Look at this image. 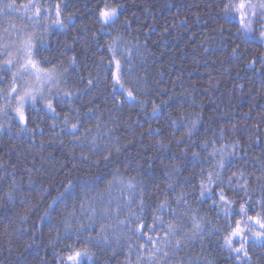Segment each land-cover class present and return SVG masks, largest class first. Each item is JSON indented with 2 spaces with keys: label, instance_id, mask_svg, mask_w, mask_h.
Instances as JSON below:
<instances>
[{
  "label": "trees",
  "instance_id": "16d2710c",
  "mask_svg": "<svg viewBox=\"0 0 264 264\" xmlns=\"http://www.w3.org/2000/svg\"><path fill=\"white\" fill-rule=\"evenodd\" d=\"M35 2L51 11L47 17L42 13V24L55 20L56 4L65 20L63 27L40 30L47 46L36 49L38 59L47 57L61 68L63 91L53 101L54 112L41 103L28 105L26 122L13 119L0 127V264H61L65 245L72 243L94 253L86 264H137L136 250L128 251V237H137L127 229L109 230L107 243L96 246L88 237L94 240L107 221L97 215L90 223L87 205L67 217L59 194L69 181L82 186L85 180L98 212L120 204L114 222L125 218L124 205L130 204L151 224L165 199L188 212L179 237L192 231L193 216L200 220L202 231L183 238L162 264H264V248L256 244L247 246L249 256L243 258L225 246L228 217L215 195L223 187L235 201L233 210L248 197L257 211L264 201V46L237 38L239 24L222 11L228 0H111L121 8L110 24L97 18L98 0ZM14 19L0 16V31L9 23L18 28ZM30 21L23 16L24 24ZM109 45L121 63L119 73L108 63ZM129 63L138 82L136 100L112 87L113 74L132 86L124 71ZM210 171L221 179L201 196ZM82 198L77 195V204ZM81 225L85 230L75 232Z\"/></svg>",
  "mask_w": 264,
  "mask_h": 264
},
{
  "label": "snow or ice",
  "instance_id": "6c2138e0",
  "mask_svg": "<svg viewBox=\"0 0 264 264\" xmlns=\"http://www.w3.org/2000/svg\"><path fill=\"white\" fill-rule=\"evenodd\" d=\"M121 5H113L111 0H98L97 18L102 24L115 23L118 19L119 10ZM225 19L229 22L235 20L239 27L237 28V38L243 43H255L257 41L264 46V0H258L257 3H253L252 0H228L224 4L222 9ZM42 13L45 17L51 15L50 10H45L40 7L35 0H27L26 3L17 4L16 0H0V16L5 18L12 16L13 14H23L33 20L32 30L29 31L28 25H22L17 28L15 24L9 23V27L13 30L18 37L17 40L11 39L12 33L9 32V28H3L0 32V53L5 55L7 59L0 61V73H8L11 76L10 83L5 81L3 75H0V82L7 83V87H0V97L4 99V104L0 105V113L7 114L9 111L13 112L21 121L26 122L25 108L27 105H35L38 102H42L43 106L50 111H55L53 107V100L60 95L59 84L63 76L61 68L45 57L43 60L38 59L36 49L39 47H46L45 37L43 35H37L35 29L43 28L47 30L51 24H56L61 27L65 25V20L60 18L61 10L60 5H55V20L50 24H40V18ZM71 21L72 16L69 15L66 18ZM259 19V27L257 22ZM127 23V21H125ZM119 37L113 41H119ZM18 45V46H17ZM239 47V45L237 46ZM112 49V45H109ZM13 49L18 53L23 54L22 62L13 56ZM233 54L236 55V49H233ZM115 49H112L113 59L108 63L115 64L117 72L121 71V63L115 58ZM260 62L264 63V56H261ZM255 64V61H251ZM49 65V66H45ZM15 69V70H14ZM128 73L129 83L131 87H126L122 82L119 74L112 75V87L113 90H120L121 95L128 100H136L135 89L137 87V81L133 78V69L129 63L128 67L124 69ZM91 84V80H89ZM71 93H68L70 95ZM156 109L154 108L153 111ZM67 120V117H65ZM2 127V125H0ZM71 127L75 129L76 124H72ZM193 155H196L195 153ZM111 157V152L108 156L103 157V160L107 161ZM97 164L100 161L96 162ZM221 168L224 166L221 161ZM243 175V174H241ZM207 183L202 182L200 195L204 196L206 192H212V185L217 184L221 178L218 173L208 172ZM231 180V177H229ZM111 186V182H109ZM264 187V186H262ZM132 186L129 184V189ZM242 190L245 191L247 196L246 185L242 186ZM88 181H82V186L73 184L72 181L68 182V186L64 193L59 194V200L63 203V207L67 210V217L73 218L77 208L81 212L85 210L87 205V211L91 213L89 216L90 223H95L93 217L99 215L101 222L99 224V232L96 237H88L89 241L95 243L96 246L105 244L108 241L109 230L115 231L116 229H127L129 233L137 239L133 240L132 237H128V251L133 252L136 250L137 264H162L166 259H170L169 250H179L183 238L191 239L195 237L200 231H202V225L200 220L195 216L192 218V231L184 232L183 237H179L178 234L183 232V224L180 221L184 216L188 215L185 211L181 213L179 209L172 208L167 199L160 202L155 211L153 212V221L151 224L144 223L139 216L132 212L130 204H125L124 208L127 209V215L123 220L117 219L113 221V216L119 217L122 212V208L119 203L115 210L110 207L101 206L99 212L96 207H93V200L96 198H89ZM83 198L79 200L77 204V195ZM11 196V193L8 194ZM100 193H97V197H100ZM218 196L219 202L224 205V211L228 220L226 221L228 231L223 236L224 244L230 249V251L238 254V257H248L247 246L250 243L256 244L258 247L264 248V201H260V210L252 208L248 201L250 197L244 203L239 205L237 210L232 209V205L235 203L230 199L223 187L219 188V191L215 193ZM179 198L177 203L180 202ZM129 201L132 200L130 196ZM68 201H73L69 205ZM56 203V201H53ZM111 204V201H109ZM138 207L142 210L143 201L141 200ZM255 211V215H249V211ZM165 215L171 217L169 220H165ZM239 217L238 219L236 217ZM140 221L139 223H132V219ZM258 226L259 230L254 229ZM84 229L81 225L75 229V232L79 233ZM146 230V231H145ZM73 231L72 226L65 220V233L66 238H70V233ZM143 239L145 243H139V240ZM76 240L80 241L81 237L76 236ZM238 245V246H234ZM94 253L88 247H79L76 243L65 245V251L60 255L59 259L61 264H86L87 261H91Z\"/></svg>",
  "mask_w": 264,
  "mask_h": 264
},
{
  "label": "rangeland",
  "instance_id": "374dc122",
  "mask_svg": "<svg viewBox=\"0 0 264 264\" xmlns=\"http://www.w3.org/2000/svg\"><path fill=\"white\" fill-rule=\"evenodd\" d=\"M11 17H14L15 19H14V21L15 22H17L19 25H18V28H20L22 25H28V27H29V31H31L32 30V26H33V23H34V21L33 20H31L29 23H27V24H24L23 22H22V20H23V15L22 14H18V16L16 15V14H13ZM39 23L40 24H42V21H39ZM47 24V23H46ZM5 28H8V27H5ZM43 28H36L35 29V31H36V34L40 31V30H42ZM0 32H2V31H0ZM9 32H10V27H9ZM12 34H13V36L14 37H10L11 39H13V40H17L18 39V37H17V35L15 34V33H13L12 32ZM18 46V45H17ZM0 55L1 56H3V54L2 53H0ZM13 56L16 58V59H19V60H21V62H22V58H23V54L22 53H18V52H16V50L15 49H13ZM4 59H7V57H5V58H2V59H0V61H3ZM15 70V69H14ZM118 73V72H117ZM4 78H5V81L9 78V76H10V74H8V73H4ZM11 77V76H10ZM8 81V80H7ZM1 83H3V84H0V87H7L6 86V84H5V82H1ZM5 84V85H4ZM59 92L61 93V91H63V76H62V78H61V81H60V84H59ZM54 101V100H53ZM38 103H41L42 105H43V103L42 102H38ZM4 104V99L2 98V97H0V105H3ZM37 104V103H36ZM35 104V105H36ZM29 105H32V104H29ZM28 107V105L26 106V108ZM26 108H25V117H26ZM13 119H15V120H17V121H19V122H25V121H21L13 112H11V111H9L6 115L5 114H3V113H0V125H2V127H5L6 125H8Z\"/></svg>",
  "mask_w": 264,
  "mask_h": 264
},
{
  "label": "bare ground",
  "instance_id": "6f19581e",
  "mask_svg": "<svg viewBox=\"0 0 264 264\" xmlns=\"http://www.w3.org/2000/svg\"><path fill=\"white\" fill-rule=\"evenodd\" d=\"M68 93V92H67ZM73 95H71V98H72ZM110 200V199H109Z\"/></svg>",
  "mask_w": 264,
  "mask_h": 264
}]
</instances>
